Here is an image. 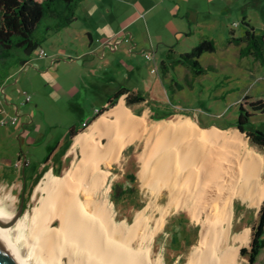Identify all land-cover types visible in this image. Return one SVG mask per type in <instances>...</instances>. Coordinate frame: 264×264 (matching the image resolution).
Listing matches in <instances>:
<instances>
[{
	"label": "bare ground",
	"instance_id": "6f19581e",
	"mask_svg": "<svg viewBox=\"0 0 264 264\" xmlns=\"http://www.w3.org/2000/svg\"><path fill=\"white\" fill-rule=\"evenodd\" d=\"M147 116L133 114L121 97L75 135L69 168L60 176L45 173L31 215L10 223L14 215L0 205V242L18 264H166L162 256L152 258V245L170 207L186 209L199 226L186 264H240L249 228L233 233V203L237 198L260 208L264 155L215 126L189 118L149 125ZM140 138L146 146L140 179L155 202L167 197L166 206L155 207L160 217L154 226L148 204L128 222L116 219L108 197L107 168Z\"/></svg>",
	"mask_w": 264,
	"mask_h": 264
},
{
	"label": "rangeland",
	"instance_id": "374dc122",
	"mask_svg": "<svg viewBox=\"0 0 264 264\" xmlns=\"http://www.w3.org/2000/svg\"><path fill=\"white\" fill-rule=\"evenodd\" d=\"M263 12L262 4L253 17L252 23L258 32L264 31ZM46 25L47 21L43 19L36 27L35 35L40 39L43 38L40 47L46 51L47 56L39 57V48H37L33 51L30 62L24 67L1 66L0 68V81L4 86L2 92L0 86V205L13 215L17 212L21 200L23 206L19 217L24 212L31 215L33 206L41 195L37 186L45 173L50 170L54 175L60 176L76 159V154L72 150L75 136L70 141L62 137L60 144L56 145L60 137L71 127L80 126L79 132L88 131L89 125L112 106L100 113L93 121L90 117L99 113L105 103L112 99L114 92L121 88L135 90L144 96L146 102L131 106L127 105V98H123L133 114L141 115L147 111L149 125L162 120L189 118L201 127L215 126L225 130L229 135L235 133L239 135L237 140L264 155V150L251 144L244 132L228 126L234 117H237L238 105L242 99L228 104L224 101L216 102L202 98L199 79L194 81L196 87L184 84L178 93L170 95L169 87L161 80L159 62L157 66L153 64L146 66L143 52L132 55L129 51L124 57V62L121 61V56H116L107 74L101 71L103 67L98 66L102 64L100 62L104 58L96 55L91 65H98L92 70L90 64L89 66L86 64V61L92 57L78 55L80 52L74 50L75 44L68 34L73 31L72 27L60 35L71 50L54 55L55 46L52 43L58 41V35H50L48 38ZM37 58L45 60V63L36 61ZM129 59H131L130 66L126 64ZM132 65L134 69L131 68ZM153 112L169 115L156 119ZM83 120L86 122L85 125L81 124ZM252 120L257 127L264 130V113L255 115ZM66 140L68 143L63 149ZM144 142V138H140L126 144L117 160L107 168L110 172L108 197L114 204L116 219H126L128 222L132 220L136 211L148 204L147 213L151 215V224L154 226L157 218L160 217V211L155 207L166 206L167 197L162 194L155 202V193L140 179V160L146 148ZM53 147L55 149L52 150ZM20 149L29 160V164L23 168L26 175L37 170L38 165L46 159L49 152H52V160L41 169L33 182L30 183L28 179L26 187L21 180L23 178L20 171L21 159L16 158ZM115 185L122 188V193L118 196L114 194ZM166 210L165 220L154 236L152 258L162 256L166 264H186L190 251L197 243L199 226L191 219L186 209L170 207ZM233 210L232 231L239 233L244 228H249V239L241 248L249 247L251 227L257 221L259 209L251 208L246 202L236 198ZM238 262L248 264L247 258L241 253ZM254 264H264V248Z\"/></svg>",
	"mask_w": 264,
	"mask_h": 264
},
{
	"label": "crops",
	"instance_id": "0c3cea01",
	"mask_svg": "<svg viewBox=\"0 0 264 264\" xmlns=\"http://www.w3.org/2000/svg\"><path fill=\"white\" fill-rule=\"evenodd\" d=\"M262 4L264 6V0H86L80 2L75 10V19L68 26L48 31L47 37L58 35V41L52 43L55 46L54 55L71 50L60 35L72 27L73 31L68 34L75 44V52L92 57L86 61L92 70L98 65H91L96 55L103 57L104 60L100 62L102 64L98 66L103 67L101 71L106 74L111 70L110 65L114 63L116 56H121V61L124 62L129 51L132 55L150 51V58L144 55V64L157 66L159 62L160 77L171 88L170 95L178 93L184 84L196 87L194 81L199 79L202 98L232 104L245 95L252 98L264 97V60L247 54L245 38L248 29L245 24L252 27L255 34L264 35V31L258 32L252 23L256 10ZM124 32L130 34V39L122 37ZM117 38L120 41L114 48L101 43H115ZM203 39L213 40L215 45L214 51L204 52L199 57V62L207 69L204 73L194 76L185 66L176 64L174 67L169 66L162 76V62L168 66L167 61L173 62ZM132 46L133 49L129 50ZM32 53L18 68L30 62ZM262 53L264 56V44ZM36 61L45 63V60L39 58ZM130 62L131 59L126 64L130 66ZM131 68L134 69V66ZM0 86L2 92L4 86ZM136 93L138 92L135 90L125 89L119 98L128 100ZM141 102L146 100L138 103ZM62 137L68 140V131L56 145L60 144ZM67 140L63 149L66 148ZM51 157L52 152H49L37 170L26 175L23 168L29 164V160L22 149L18 150L16 158L21 159L20 171L24 187L28 184V179L30 183L35 180L41 169L52 160Z\"/></svg>",
	"mask_w": 264,
	"mask_h": 264
},
{
	"label": "trees",
	"instance_id": "16d2710c",
	"mask_svg": "<svg viewBox=\"0 0 264 264\" xmlns=\"http://www.w3.org/2000/svg\"><path fill=\"white\" fill-rule=\"evenodd\" d=\"M82 0H0V68L1 66H21L30 56V54L40 47L39 38L35 35L36 27L43 19L47 21L45 29L60 30L68 26L75 19V10ZM246 30L247 54L253 55L257 59L264 60L262 47L264 44V35L255 34L252 27L245 24ZM213 40L203 39L199 41L190 51L182 53L176 60L167 65L164 62L160 64L162 76L168 71V67H174L176 64L185 66L194 76L204 73L207 69L199 62V57L204 52L214 51ZM242 52V51H241ZM170 56V54H168ZM1 70V69H0ZM8 73L6 72V75ZM1 84V81H0ZM171 91V88L169 87ZM125 91L124 88L117 90L112 99L108 100L91 117L93 121L100 113L113 106L119 96ZM169 91V93H170ZM144 99V96L136 93L131 99L127 100V105L131 106ZM264 113V97L252 98L245 95L238 105V115L228 124L244 132L250 140V143L264 150V130L257 127L252 117ZM156 119L168 117L169 114L161 115L153 112ZM78 128L71 127L68 130V141L80 131ZM122 193L121 186H114V194L118 196ZM252 235L249 247H242L240 253L246 257L248 264H254L260 251L264 248V200L258 210V218L252 225Z\"/></svg>",
	"mask_w": 264,
	"mask_h": 264
},
{
	"label": "water",
	"instance_id": "95a60500",
	"mask_svg": "<svg viewBox=\"0 0 264 264\" xmlns=\"http://www.w3.org/2000/svg\"><path fill=\"white\" fill-rule=\"evenodd\" d=\"M23 206V202L21 200L19 208L17 210V212L14 214L13 218L11 219L10 223L14 222L19 215L21 214V209ZM0 264H18L13 255L8 251L5 250L2 246V243L0 242Z\"/></svg>",
	"mask_w": 264,
	"mask_h": 264
},
{
	"label": "built area",
	"instance_id": "2783aa9c",
	"mask_svg": "<svg viewBox=\"0 0 264 264\" xmlns=\"http://www.w3.org/2000/svg\"><path fill=\"white\" fill-rule=\"evenodd\" d=\"M122 37L125 39V40H128V39H130V34L128 33V32H124V34L122 35ZM118 41H120V39H116L115 40V43H110L109 41H104V42H101L102 44H104V46H108L109 48H114V47H116V43L118 42ZM133 49V46L132 47H130V49L129 50H132ZM143 53H144V55H145V57L146 58H150L151 57V52L150 51H147V52H144L143 51ZM38 56L39 57H44V56H47V53H46V51L43 49V48H41V47H39V52H38ZM53 62V61H52ZM29 98V96H27V99ZM95 111H97V109L95 110ZM85 121L82 123L83 125H85Z\"/></svg>",
	"mask_w": 264,
	"mask_h": 264
}]
</instances>
